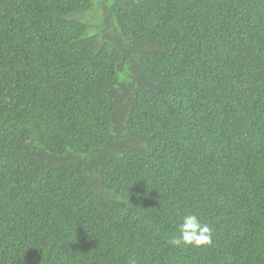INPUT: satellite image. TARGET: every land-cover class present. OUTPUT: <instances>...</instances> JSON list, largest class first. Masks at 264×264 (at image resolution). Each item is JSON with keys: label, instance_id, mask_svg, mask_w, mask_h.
<instances>
[{"label": "trees", "instance_id": "16d2710c", "mask_svg": "<svg viewBox=\"0 0 264 264\" xmlns=\"http://www.w3.org/2000/svg\"><path fill=\"white\" fill-rule=\"evenodd\" d=\"M132 258L264 264V0H0V264Z\"/></svg>", "mask_w": 264, "mask_h": 264}, {"label": "clouds", "instance_id": "9594fccd", "mask_svg": "<svg viewBox=\"0 0 264 264\" xmlns=\"http://www.w3.org/2000/svg\"><path fill=\"white\" fill-rule=\"evenodd\" d=\"M213 237L214 229L200 215L189 211L180 217L178 234H174L168 243L176 248H203L212 244ZM130 264H136L135 258Z\"/></svg>", "mask_w": 264, "mask_h": 264}]
</instances>
